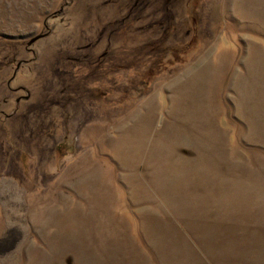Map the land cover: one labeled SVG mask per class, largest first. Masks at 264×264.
<instances>
[{"label":"rangeland","instance_id":"rangeland-1","mask_svg":"<svg viewBox=\"0 0 264 264\" xmlns=\"http://www.w3.org/2000/svg\"><path fill=\"white\" fill-rule=\"evenodd\" d=\"M0 264H264V0H0Z\"/></svg>","mask_w":264,"mask_h":264},{"label":"water","instance_id":"water-1","mask_svg":"<svg viewBox=\"0 0 264 264\" xmlns=\"http://www.w3.org/2000/svg\"><path fill=\"white\" fill-rule=\"evenodd\" d=\"M39 36L36 37H32L28 42L31 43L32 41H34L36 38H38Z\"/></svg>","mask_w":264,"mask_h":264},{"label":"crops","instance_id":"crops-1","mask_svg":"<svg viewBox=\"0 0 264 264\" xmlns=\"http://www.w3.org/2000/svg\"><path fill=\"white\" fill-rule=\"evenodd\" d=\"M241 117V116H240ZM257 145H261V144H259V143H256Z\"/></svg>","mask_w":264,"mask_h":264}]
</instances>
